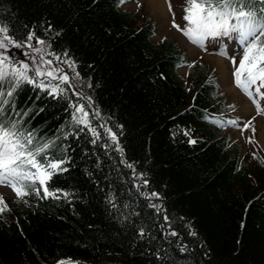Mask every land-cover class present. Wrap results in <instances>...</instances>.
<instances>
[{
    "label": "trees",
    "instance_id": "obj_1",
    "mask_svg": "<svg viewBox=\"0 0 264 264\" xmlns=\"http://www.w3.org/2000/svg\"><path fill=\"white\" fill-rule=\"evenodd\" d=\"M123 2L0 0V21L11 22L17 32L34 27L51 51L76 61L70 69L55 60L71 78L64 86L90 112L100 110L92 117L100 133L96 144L87 131L60 140L72 159L48 184L67 189L72 199L45 197L42 189L23 201L16 193L3 195L9 208L0 214V264H147L104 200L110 189L125 215L135 209L156 223L155 235L176 264H264V158L242 154L238 142L229 143L221 134L229 106L213 70L203 62L190 63L183 82L177 74L184 63L177 43L170 37L154 40V20L142 5L132 10ZM25 88L17 106L35 108L44 94ZM65 115L59 105H46L24 119L39 126L43 136L54 134ZM104 122L117 132L123 160L104 134ZM127 162L135 167L129 169ZM141 179L150 183L138 186ZM153 189L159 197L140 195ZM169 227L176 229L174 237Z\"/></svg>",
    "mask_w": 264,
    "mask_h": 264
},
{
    "label": "snow or ice",
    "instance_id": "obj_2",
    "mask_svg": "<svg viewBox=\"0 0 264 264\" xmlns=\"http://www.w3.org/2000/svg\"><path fill=\"white\" fill-rule=\"evenodd\" d=\"M183 18L185 26L182 27L175 20L172 21L173 25L197 44L202 43L206 37L229 38L233 45L231 52L242 51L238 61L236 55L230 57L235 83L253 100L256 99L254 91L264 97V91H261L264 86V0H187ZM47 27L51 29L52 25ZM221 46L225 48L224 54L228 55L227 45H213L214 48ZM46 48L49 50L46 51ZM11 49L17 55L12 56L9 51ZM50 56L58 61L62 59L70 69L75 67L76 61L66 52L61 56L60 53L51 51L45 38L36 35L34 27L17 32L11 22L0 21V184L10 185L21 201L32 192L40 195L41 189L45 197H56L59 194L72 199L67 189H50L48 184L56 173L65 170V162L72 159L66 154L67 145L61 144L60 140L69 135L80 136L87 131L91 133V143L96 144L100 135L92 120V117L100 116V110L93 107L90 112L83 102L72 99L69 89L64 86V82H71L69 73L63 70V66H55ZM191 63L195 64V61ZM26 85L38 89L44 94V99L35 108L26 103L20 109L16 97L22 90H26ZM72 91H76L75 88ZM76 94L81 95L80 92ZM85 99L91 104V96H86ZM64 104H68V109L64 108ZM46 105H59L66 115L54 134L40 136L39 126L33 128L24 117L28 116L30 110H44ZM241 126L249 125L245 123ZM101 127L104 134L115 142L114 147L121 153L123 160V148L117 132L106 122ZM118 127L122 128L123 125ZM104 147L107 149L110 146L105 142ZM84 151L88 150L85 148ZM96 164L99 170L98 159ZM127 166L129 169L135 167L131 162H127ZM88 175L98 186L103 187L101 180L96 179L92 173ZM144 175V172H133L134 177ZM137 183L138 186L148 185L150 181L141 179ZM113 191L115 190L110 189L104 200L117 212L122 234L127 233L131 245L135 246L141 256L147 258V264H176L175 259L164 250L161 239L155 235L159 231L156 223L135 209L125 215L113 203L119 202ZM140 195L150 198L159 197L160 193L153 189L141 192ZM121 207L127 209L129 205L124 203ZM8 208L9 205L0 193V214ZM150 208L160 210L159 204H151ZM133 215L139 223L132 220ZM163 220H169L167 214H164ZM87 226L90 229L95 227L94 224ZM169 231L173 237L176 235L174 227H169ZM179 251L184 252L185 248L181 246ZM55 264H62V261L57 260Z\"/></svg>",
    "mask_w": 264,
    "mask_h": 264
},
{
    "label": "rangeland",
    "instance_id": "obj_3",
    "mask_svg": "<svg viewBox=\"0 0 264 264\" xmlns=\"http://www.w3.org/2000/svg\"><path fill=\"white\" fill-rule=\"evenodd\" d=\"M183 1L185 0H170L171 7H169V0H163L164 9L161 13L153 11L148 0H127L125 6L134 9L141 4L143 11H146V14L155 20V40L162 36H169L178 43L187 60L202 61L211 66L215 78L221 86L220 90L225 94L226 101L233 105L231 107L232 118L225 129V134H228L230 140H238L243 153L253 154L258 150L264 155V97L254 91L253 94L256 99L253 100L235 83L230 59L231 55L234 54L231 52L233 45L229 38L206 37L202 43L197 44L173 25L172 21L175 20L177 24L184 26L181 17V11L184 9L182 7ZM215 44L227 45L228 55L224 54L225 48L223 46L214 48L213 45ZM13 53L17 55L15 50ZM12 56L14 55L12 54ZM49 58L52 59L55 66L60 67L52 56ZM218 59L222 60L221 63L217 61ZM185 70V67H182L177 71V74L182 77ZM184 80L185 78L183 82H185ZM261 91H263L262 87ZM245 123L249 126L242 127L241 125ZM1 190L13 192L11 186L5 184H0Z\"/></svg>",
    "mask_w": 264,
    "mask_h": 264
},
{
    "label": "bare ground",
    "instance_id": "obj_4",
    "mask_svg": "<svg viewBox=\"0 0 264 264\" xmlns=\"http://www.w3.org/2000/svg\"><path fill=\"white\" fill-rule=\"evenodd\" d=\"M148 4L150 5L151 8H153L152 10L155 11L156 13H158V12L161 13L164 9L163 0H148ZM217 61L221 63L222 60L218 59Z\"/></svg>",
    "mask_w": 264,
    "mask_h": 264
}]
</instances>
